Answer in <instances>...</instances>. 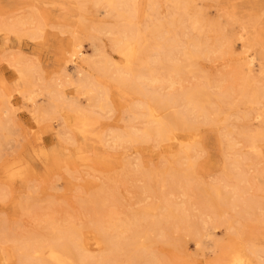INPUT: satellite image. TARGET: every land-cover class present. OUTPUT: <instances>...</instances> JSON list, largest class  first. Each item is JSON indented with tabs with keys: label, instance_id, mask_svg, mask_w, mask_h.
I'll list each match as a JSON object with an SVG mask.
<instances>
[{
	"label": "bare ground",
	"instance_id": "obj_1",
	"mask_svg": "<svg viewBox=\"0 0 264 264\" xmlns=\"http://www.w3.org/2000/svg\"><path fill=\"white\" fill-rule=\"evenodd\" d=\"M213 1L30 0V12L0 16L5 51L10 36L17 40L9 62L16 92L37 126L53 132L51 122L59 125L56 146L48 149L37 133L22 153L5 159L4 180L23 183L37 171H67L79 162L90 171L99 165L108 181L88 185L78 199L86 224L48 216L39 229L16 235L0 217V263L188 264L192 241L196 256L210 246L208 264H264V17L250 14L235 32L211 16ZM38 3L59 12L51 27L66 35L56 39L64 83L45 81L39 61L22 54V37L47 40L51 19ZM84 40L94 49L90 58ZM225 57L234 62L225 71L205 66ZM69 65L77 67L73 80ZM68 84L74 89L67 93ZM12 97L0 91V161L12 135ZM205 129L220 148L208 167ZM147 145L157 150V164L138 156ZM98 148L104 149L93 154ZM129 177L138 183L133 209L120 196L113 203L110 190ZM3 190L0 182V197ZM33 192L21 198V209H30ZM219 229L226 231L222 243L214 239Z\"/></svg>",
	"mask_w": 264,
	"mask_h": 264
},
{
	"label": "rangeland",
	"instance_id": "obj_2",
	"mask_svg": "<svg viewBox=\"0 0 264 264\" xmlns=\"http://www.w3.org/2000/svg\"><path fill=\"white\" fill-rule=\"evenodd\" d=\"M28 3H30V0H0V16H3L4 13L15 18L16 15L28 13L33 10L32 7L27 6ZM210 4L209 10L211 16H215V14L220 15L221 21L232 25L235 32L240 31L238 25L239 22H248L249 19L246 20V18L249 17L250 14L261 12V18L263 19L264 17L262 14L264 13V3L260 4L258 0H254L253 3L252 0H214L213 2H210ZM250 5L251 7H249ZM37 6L42 11V16L49 15L46 18L51 19L45 20L47 23V40L39 45V42L35 40H25V38L22 37L21 40L24 41L23 46L27 44V47L23 50L22 54L26 58L31 59V61H39L38 75H42L43 78H46L44 79L45 81L51 79L50 82L53 83L56 81H58V83H64L65 78L61 77V72H59V60H61V56L56 50V47H58L61 42L56 39H61L62 37H66V35L61 36L58 32V28L51 27L53 24L59 22L58 20H53V15L57 16L59 14L58 9L54 8L55 6H47L41 3ZM232 16H234V18L231 20ZM10 37L12 41L8 43V51H5L7 47L1 45L2 42H0V91H3L4 93H12L13 97L11 100L14 103L11 106V111L13 113V116L11 115L12 123L10 125L12 132L10 137L11 140L9 139L3 146V157L0 161V182L4 185V190L0 197V217L12 224L11 226H14L16 235L28 234L31 231L33 232L39 229L48 216L58 219L59 222H61V219L72 217L74 221L86 224L88 221L87 214L84 212V209L81 208L78 199L87 192L88 185H92L93 183L94 185L103 186L108 183L106 180L107 177L105 178L104 176L107 175V173H102L101 171L103 168L99 165H93L94 168L92 171L86 168L84 166L85 164L82 165L79 162H76L74 166H69L67 171H65L63 167L53 171H37L35 176L29 177L28 180H24L23 183H19L15 180L10 184L11 181L6 182L3 178L1 166L5 159L22 153V151L31 145V142H34L37 138V133L43 138V141L46 143L45 146L48 149H51L57 145V139L53 136L55 135L53 132L59 129V125L52 122L53 132L50 130H43L40 126H37V123L33 121L29 105L25 104L24 106L20 95L16 92L14 79L15 71L10 66L9 62L12 60L10 56L15 54V52L16 54L18 53V46L17 40L13 36ZM100 38L105 42L104 36H101ZM234 44L236 52L239 53V41H236ZM91 45L92 44L89 43V41H83L82 50L87 58H90L95 54ZM233 63L234 62L230 58L225 57L214 61H205V66H213L214 71L221 72L225 71L226 65L231 66ZM76 68L77 67L75 66L72 67V65L68 66V76L71 80H73L75 76ZM37 82L38 81H36V83ZM73 89V86L69 84L64 87V90L67 93L73 91ZM80 101V103L84 104L81 99ZM116 116L117 113L112 116V119ZM214 140L215 133H212V131L208 129L202 131V141L206 150L202 161L204 166H206L211 160H216L219 157L220 148L215 145ZM145 147L147 149L138 154L141 161L146 165L157 164L158 159L155 156L157 150H155L154 153V151H151L152 149L154 150L152 145H147ZM103 149L101 151H103ZM98 151L101 153L99 148L92 153L95 154L98 153ZM90 154L91 153H87L86 155L89 156ZM90 169L92 168L90 167ZM209 171L212 172L210 169ZM7 184L10 185L7 186ZM135 185H138V183L135 184L134 179L131 177L117 185L111 183L110 190H112L113 197H116L115 199L113 198V203H118L120 196L123 198L122 205H128V207L132 209L135 208L136 189L133 188ZM29 188H31L32 192H36H33L34 201L31 203L29 210L21 209L19 202L21 201V198L28 196ZM114 194L116 195L114 196ZM105 195H107V188L105 189ZM114 206L117 207L116 205ZM225 232L226 231L223 229L217 230L214 239L222 243L226 240V237L224 236ZM91 245L90 250L95 254L100 252L95 246ZM206 246L208 247V243H206ZM209 247L206 251H203L202 256H196V247L192 241H189L187 253L191 256L188 258L190 261L188 264H194V262L208 264L206 263V260L213 259V252L208 251ZM166 255L168 257L171 256L170 254ZM180 260L185 262L186 259L180 257ZM0 264L3 263L1 262Z\"/></svg>",
	"mask_w": 264,
	"mask_h": 264
}]
</instances>
